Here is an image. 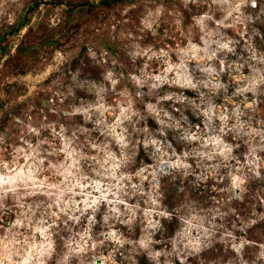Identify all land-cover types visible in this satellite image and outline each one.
Here are the masks:
<instances>
[{"label":"rangeland","instance_id":"obj_1","mask_svg":"<svg viewBox=\"0 0 264 264\" xmlns=\"http://www.w3.org/2000/svg\"><path fill=\"white\" fill-rule=\"evenodd\" d=\"M254 26L264 0H0V264H264Z\"/></svg>","mask_w":264,"mask_h":264},{"label":"trees","instance_id":"obj_2","mask_svg":"<svg viewBox=\"0 0 264 264\" xmlns=\"http://www.w3.org/2000/svg\"><path fill=\"white\" fill-rule=\"evenodd\" d=\"M195 9L193 6H188L187 8H181L180 9V15L182 17V26L181 28L187 32V25L189 23V20L191 19ZM255 30L253 31V43H254V48L258 51V53H261L264 55V26H254ZM167 41L166 43L169 45H174L175 41L176 43H184V39L179 37L178 34H172L170 37L165 40ZM241 43V40H239ZM240 46L238 45V51H239ZM139 160V157L137 158ZM176 169V170H175ZM178 168H173V169H168V171L159 179V188L162 191V197H164V203H169L173 197L172 195V187L176 185L177 182L180 181V176L178 173ZM191 174H189L186 178H190ZM256 183V182H254ZM253 186V184H252ZM249 185V189L247 188V192L249 193L251 191V187ZM172 221L176 220V215L172 214L171 215ZM264 225V215L263 218L258 221L255 225V227Z\"/></svg>","mask_w":264,"mask_h":264},{"label":"water","instance_id":"obj_3","mask_svg":"<svg viewBox=\"0 0 264 264\" xmlns=\"http://www.w3.org/2000/svg\"><path fill=\"white\" fill-rule=\"evenodd\" d=\"M168 169V165H164L162 168H160L159 170H167ZM98 262V261H97Z\"/></svg>","mask_w":264,"mask_h":264},{"label":"clouds","instance_id":"obj_4","mask_svg":"<svg viewBox=\"0 0 264 264\" xmlns=\"http://www.w3.org/2000/svg\"><path fill=\"white\" fill-rule=\"evenodd\" d=\"M93 203H95V200H93Z\"/></svg>","mask_w":264,"mask_h":264}]
</instances>
